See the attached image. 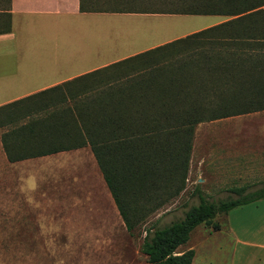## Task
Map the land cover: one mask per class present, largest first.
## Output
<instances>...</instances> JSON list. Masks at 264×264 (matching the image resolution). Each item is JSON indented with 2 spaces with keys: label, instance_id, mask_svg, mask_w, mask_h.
Segmentation results:
<instances>
[{
  "label": "trees",
  "instance_id": "obj_1",
  "mask_svg": "<svg viewBox=\"0 0 264 264\" xmlns=\"http://www.w3.org/2000/svg\"><path fill=\"white\" fill-rule=\"evenodd\" d=\"M177 4L144 12L226 17L166 46H180L182 61L191 58L206 65L207 77L198 73L196 85L189 86L186 77L159 80L146 72L84 104L48 111L47 95L54 89L0 107V125L10 126L1 137L10 162L89 146L126 231L144 233L140 251L146 264H193L194 249L177 251L193 229L264 198V184L252 191L248 185L233 186L229 191L237 197L218 201L207 200L196 189L199 203L182 218L142 229L147 218L186 188L199 123L264 110V0ZM99 5L97 0H80L81 11H132ZM181 67L185 73V64ZM214 84L227 88L211 87Z\"/></svg>",
  "mask_w": 264,
  "mask_h": 264
},
{
  "label": "rangeland",
  "instance_id": "obj_2",
  "mask_svg": "<svg viewBox=\"0 0 264 264\" xmlns=\"http://www.w3.org/2000/svg\"><path fill=\"white\" fill-rule=\"evenodd\" d=\"M97 1L104 8L136 11L170 10L181 2ZM225 18L170 14L145 19L144 24H153L152 37L136 40L135 45L172 39ZM157 22L162 32L156 33ZM180 49L168 47L165 56L129 62L96 82L60 86L47 95L48 111L93 101L125 79L161 65L174 73L170 75L175 80L186 77L189 86L196 85L198 73L207 77L206 65L191 62V58L182 61L185 55L178 53ZM9 128L0 125V264H146L147 257L140 251L144 233L137 236L126 231L88 147L77 156L66 157L65 164L53 172L39 166L30 170L8 162L1 137ZM263 184L264 110L201 122L194 131L186 188L147 218L142 229L182 218L190 206L199 203L196 189L207 200L218 201L237 197L229 191L233 186L248 185L247 190L252 191ZM189 247L195 252L193 264H264V198L218 214L211 224L197 226L180 245Z\"/></svg>",
  "mask_w": 264,
  "mask_h": 264
},
{
  "label": "crops",
  "instance_id": "obj_3",
  "mask_svg": "<svg viewBox=\"0 0 264 264\" xmlns=\"http://www.w3.org/2000/svg\"><path fill=\"white\" fill-rule=\"evenodd\" d=\"M167 15L136 10L81 11L80 0H0V107L60 86L96 82L129 62L165 56L168 44L225 20L172 39L135 45L136 40L152 37L153 24H144L145 19ZM154 25L156 33L162 32L160 22ZM163 66L149 73L159 80L174 79L170 75L174 73ZM85 147L89 148L7 160L30 170L39 166L53 172L65 164L62 160L79 155ZM189 248L179 246L177 251Z\"/></svg>",
  "mask_w": 264,
  "mask_h": 264
}]
</instances>
